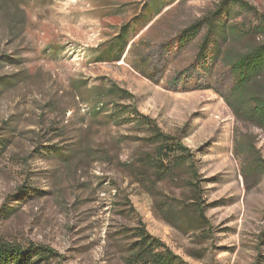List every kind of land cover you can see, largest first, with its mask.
I'll return each instance as SVG.
<instances>
[{"label": "rangeland", "instance_id": "374dc122", "mask_svg": "<svg viewBox=\"0 0 264 264\" xmlns=\"http://www.w3.org/2000/svg\"><path fill=\"white\" fill-rule=\"evenodd\" d=\"M243 1L264 13V0ZM222 3L230 0H20L0 8L1 239L55 250L49 264H129L144 226L181 264H264V173L249 171L243 154L254 149L264 160V130L229 107L233 77L223 60L200 63L205 25L179 40ZM231 13L227 24L240 29L257 21L237 7ZM133 21L123 58L96 61ZM262 42L253 32L223 48ZM111 83L191 150L196 193L182 169L150 177L152 190L137 181L132 169L152 151L144 132L92 116L84 99ZM198 195L211 224L204 238L182 224Z\"/></svg>", "mask_w": 264, "mask_h": 264}, {"label": "trees", "instance_id": "16d2710c", "mask_svg": "<svg viewBox=\"0 0 264 264\" xmlns=\"http://www.w3.org/2000/svg\"><path fill=\"white\" fill-rule=\"evenodd\" d=\"M20 0H0V8L9 3ZM237 7L246 12L254 13L253 8L243 0H230L214 12L209 13L182 32L181 43L193 39L204 24L206 32L199 44L200 63L210 62L221 58L229 68L233 77V86L230 89L227 103L233 113L246 120L254 122L264 130V42L250 46L246 51L236 52L223 46L232 40L246 38L251 33L264 35V13L256 14V22L251 30L240 29L235 25L227 24L229 15ZM230 5V6H231ZM134 21L123 25L117 36L107 43V46L95 54L94 59L99 62L120 61L129 45V37L133 34ZM6 61L10 58L5 57ZM86 91L85 101L89 104L91 114L105 123L124 125L131 123L144 132L143 141L152 146L151 152L139 156V166L133 168L134 177L141 185L152 190L153 181L150 177L159 180L173 178L178 170L188 173V184L196 193L200 188L199 175L196 169V160L191 150L182 140L164 132L154 118L138 110L134 103L135 96L115 83L109 86H94ZM128 101L129 103H122ZM103 115V116H101ZM53 153L60 158L68 154L55 148ZM247 157L246 165L254 174L264 173V160L254 151H243ZM182 224L196 231L203 238L210 235L211 224L204 214L199 195L191 202L183 216ZM138 240L130 245L129 264H181L166 244L159 238L151 235L144 226L135 229ZM59 254L44 245L28 243L21 245L10 243L0 238V264H49Z\"/></svg>", "mask_w": 264, "mask_h": 264}]
</instances>
